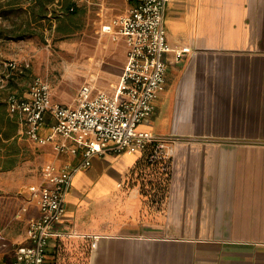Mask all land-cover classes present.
Returning a JSON list of instances; mask_svg holds the SVG:
<instances>
[{
  "label": "crops",
  "instance_id": "1",
  "mask_svg": "<svg viewBox=\"0 0 264 264\" xmlns=\"http://www.w3.org/2000/svg\"><path fill=\"white\" fill-rule=\"evenodd\" d=\"M72 1L94 16L96 33L122 42L124 66L123 38L101 34L100 26L124 14L128 3ZM56 7H47L52 28ZM165 25L169 46L188 52L179 61L168 54L164 90L138 129L174 138L168 184L142 173L141 151L92 156L73 175L44 264H264V0H172ZM8 61L0 63V76L10 73L0 88L1 132L7 133L0 134V173L12 177L9 188H18L15 220L22 228L13 238L24 244L27 219L37 214L28 188L39 183L42 165L76 166L80 156L55 155L52 142L30 141L7 114V95L25 96L41 77L31 74L29 60L28 68L17 61L20 71L7 70ZM27 75L23 89L12 88L13 76ZM119 75L109 90L86 83L113 92ZM49 88L53 102L74 104L76 97L56 101Z\"/></svg>",
  "mask_w": 264,
  "mask_h": 264
},
{
  "label": "built area",
  "instance_id": "2",
  "mask_svg": "<svg viewBox=\"0 0 264 264\" xmlns=\"http://www.w3.org/2000/svg\"><path fill=\"white\" fill-rule=\"evenodd\" d=\"M124 1L128 3L126 12L100 26L101 34L123 38L126 47L125 63L113 92L84 83L74 104L68 106L53 102L47 81L34 77L25 96L10 93L5 99L7 114L17 118L27 139L39 145L52 142L55 155L80 156L76 166L52 161L42 165L39 183L28 188L37 214L28 217L26 243L13 246L11 264H44L50 239L59 235L54 228L65 212V196L72 188L73 175L88 167L92 156L143 152L150 147L146 157L149 164L171 163L174 138L138 127L151 117L154 101L164 90L168 54L173 53L174 60L179 61L188 48L173 49L167 42L165 12L172 0ZM22 65L29 67L27 60ZM3 66L9 71L20 69L15 60ZM9 78L10 73L0 76V88L7 87ZM46 128L48 132L43 134ZM26 209L21 206L17 216Z\"/></svg>",
  "mask_w": 264,
  "mask_h": 264
},
{
  "label": "rangeland",
  "instance_id": "3",
  "mask_svg": "<svg viewBox=\"0 0 264 264\" xmlns=\"http://www.w3.org/2000/svg\"><path fill=\"white\" fill-rule=\"evenodd\" d=\"M5 1L0 0V26L12 28L26 22L25 4L9 8ZM31 26L33 35L0 39V63L29 60L31 74L48 81L56 101L66 98L72 103L80 86L89 81L106 90L116 82L124 62V46L121 41L113 42L96 33L98 26L94 16L80 6L73 16V31L69 34L56 32L48 20ZM31 78L30 75L13 76L10 83L12 88L20 90ZM11 181L8 173H0V258L10 254L18 244L13 234L22 228L21 221L15 220L21 204L16 195L18 188H9ZM10 221H13L12 227L3 229Z\"/></svg>",
  "mask_w": 264,
  "mask_h": 264
},
{
  "label": "trees",
  "instance_id": "4",
  "mask_svg": "<svg viewBox=\"0 0 264 264\" xmlns=\"http://www.w3.org/2000/svg\"><path fill=\"white\" fill-rule=\"evenodd\" d=\"M19 3L27 4L26 13H28L26 22L22 24H15L12 28H2L0 26V39L2 38H18L22 39L27 35H33L31 24H39L42 20H48L47 7L52 4H56V9L51 10V19L56 21L55 30L60 34H69L73 31V16L79 11V8L72 0H6L5 4L11 8ZM3 103L0 102V134L5 137L7 133L1 132V125L4 122V116L2 115ZM150 147H147L142 152V160L140 168L143 174L149 176L152 180L158 178L163 184H168L171 172V163L168 161L157 162L149 164L147 162V154ZM2 264H11L10 254H4L1 257Z\"/></svg>",
  "mask_w": 264,
  "mask_h": 264
}]
</instances>
